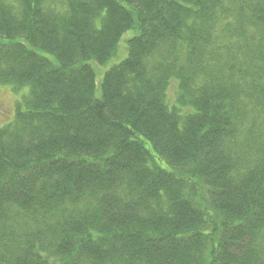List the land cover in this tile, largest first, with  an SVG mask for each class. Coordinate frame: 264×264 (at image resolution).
<instances>
[{"label":"trees","instance_id":"1","mask_svg":"<svg viewBox=\"0 0 264 264\" xmlns=\"http://www.w3.org/2000/svg\"><path fill=\"white\" fill-rule=\"evenodd\" d=\"M2 86L0 264H264V0H0Z\"/></svg>","mask_w":264,"mask_h":264},{"label":"rangeland","instance_id":"2","mask_svg":"<svg viewBox=\"0 0 264 264\" xmlns=\"http://www.w3.org/2000/svg\"><path fill=\"white\" fill-rule=\"evenodd\" d=\"M125 44V38L122 44ZM126 45V44H125ZM125 54L124 45H122L121 51L119 50L118 56L112 60L122 57ZM118 60V59H117ZM175 85L169 90V97L172 101L174 99ZM21 94L15 93L11 90L10 86L0 87V125L10 122L13 118L16 102L20 99Z\"/></svg>","mask_w":264,"mask_h":264}]
</instances>
